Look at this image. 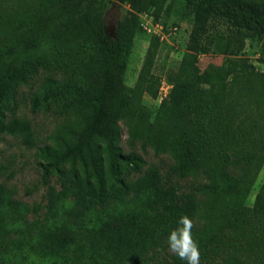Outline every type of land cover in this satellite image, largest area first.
<instances>
[{
  "label": "trees",
  "instance_id": "1",
  "mask_svg": "<svg viewBox=\"0 0 264 264\" xmlns=\"http://www.w3.org/2000/svg\"><path fill=\"white\" fill-rule=\"evenodd\" d=\"M108 1L129 6L115 17L112 28ZM174 1L0 4V133L20 135L26 145L34 144L30 123L7 120L6 113L20 85L40 70L51 72L29 103L32 112L43 110L57 121L49 142L36 149L37 164L43 179L55 175L71 183L61 195L52 190L51 198L64 206L67 196H76L75 205L65 207L83 226L75 232L66 224L41 235L38 254L45 260L68 262L71 256L66 253L72 247L84 264H142L140 254L160 238L167 239L180 217L188 215L195 225L200 264H264V178L254 200L246 204L264 163V71L249 69L242 58L214 71L201 70L192 53L203 50L202 41L214 22L264 38V0H182L193 14L190 53L148 120L141 98L158 96L159 81L151 68L159 36L150 38L133 87L125 83V69L139 13L151 12L158 21L170 15ZM121 123L128 129L130 145L139 142L142 149L148 146L172 158L169 174L152 166L132 184L125 181L124 169L140 172L145 160L135 151L122 150ZM148 124L154 129L150 139ZM174 177H192L197 183L185 192ZM131 190L133 199L126 202ZM110 199L115 201L113 210L94 207L108 206ZM25 210V204L0 192L4 261V247L24 249L21 237L15 243L8 235L21 228ZM152 264L187 262L171 253Z\"/></svg>",
  "mask_w": 264,
  "mask_h": 264
},
{
  "label": "rangeland",
  "instance_id": "2",
  "mask_svg": "<svg viewBox=\"0 0 264 264\" xmlns=\"http://www.w3.org/2000/svg\"><path fill=\"white\" fill-rule=\"evenodd\" d=\"M108 2L107 22L112 28L115 17L117 18V15L120 16L125 13L129 6L126 3ZM0 4L13 7L15 3L14 0H3ZM139 21V28L135 34L125 69V83L130 87H133L137 82L146 58L150 38L157 33L156 28L149 27L151 23L156 22L151 12L139 13ZM158 22L162 24L163 30L159 32L161 43L155 55L151 72L158 78L159 92L157 98H151L146 94L141 98V104L147 111L148 120L154 115L161 98L169 91L170 79L180 72L182 59L187 53H190L187 42L192 28L193 14L186 9L182 0H175L170 15L159 19ZM202 44L204 47L202 51H192L195 54L193 61L201 70L214 71L220 66L228 64L231 59L242 58L250 65L249 69L252 68L258 72L264 71V38L257 34H247L241 29L214 22L209 27ZM50 75L51 72L40 70L26 84L20 85L13 95L6 113L7 120L16 117L26 119L30 123L34 144L31 146L26 145L20 135L0 133V192L2 195H9L12 200L27 206V210L23 214L21 228L18 231H11L8 235L9 242L15 243L18 236L21 237L25 244L24 249L19 250L15 246L14 250H10L8 247H4L3 255L7 260L4 261L0 258V264H84L82 260L76 257L75 250L72 247L66 253L72 257L68 258V262L66 260L58 262L45 260L38 254V243L41 235L48 230L54 231L69 224L77 232L83 227L81 220L68 213V208L65 207L75 205L76 196H67L64 206L51 198L52 190L61 195L71 183L55 175L46 180L43 179L37 164L36 149L49 142L48 136L57 121L52 115L43 110L32 112L29 103L31 95ZM148 127L149 124L147 125L146 136L150 139L154 129ZM128 141V129L121 123L120 145L122 150L124 152L135 151L145 160V165L140 172L124 169V179L128 184H132L138 178L143 177L152 166H156L164 175L171 172L173 160L169 155L155 154L148 146L142 149L139 142L130 145ZM263 178L264 163L258 173L253 189L247 195L246 204H250L254 200L257 187ZM174 179L179 183L182 191L185 192H191L197 183V180L192 177H174ZM132 196L133 190L126 195V202L132 201ZM106 206L94 205L96 210L106 209L111 211L115 207V201L110 199L108 206ZM80 238L87 242L84 232L80 233ZM31 248H34V253L29 251ZM21 251L26 256H23ZM171 253L167 239L162 237L159 239L158 244L151 245L147 251H143L140 255L144 259L142 264H152L156 260L167 259ZM124 263L131 264L127 260ZM105 264L116 263L109 261Z\"/></svg>",
  "mask_w": 264,
  "mask_h": 264
},
{
  "label": "clouds",
  "instance_id": "3",
  "mask_svg": "<svg viewBox=\"0 0 264 264\" xmlns=\"http://www.w3.org/2000/svg\"><path fill=\"white\" fill-rule=\"evenodd\" d=\"M177 223L178 227L173 229L167 238L170 252L187 264H200L199 243L192 234L195 226L193 219L188 215H182Z\"/></svg>",
  "mask_w": 264,
  "mask_h": 264
},
{
  "label": "built area",
  "instance_id": "4",
  "mask_svg": "<svg viewBox=\"0 0 264 264\" xmlns=\"http://www.w3.org/2000/svg\"><path fill=\"white\" fill-rule=\"evenodd\" d=\"M151 26L153 27V28H156L157 29V33H153L154 35H158L159 36V38H160V33L159 32H161V30H163V26H162V24L160 23V22H158V21H156L155 23H151L150 25H149V27L151 28ZM143 27H145L146 29H147V27L146 26H144L143 25ZM148 30V29H147Z\"/></svg>",
  "mask_w": 264,
  "mask_h": 264
},
{
  "label": "water",
  "instance_id": "5",
  "mask_svg": "<svg viewBox=\"0 0 264 264\" xmlns=\"http://www.w3.org/2000/svg\"><path fill=\"white\" fill-rule=\"evenodd\" d=\"M119 17V15H117V18Z\"/></svg>",
  "mask_w": 264,
  "mask_h": 264
}]
</instances>
